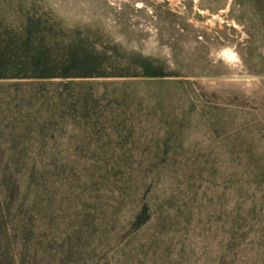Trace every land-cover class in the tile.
I'll use <instances>...</instances> for the list:
<instances>
[{
	"label": "rangeland",
	"instance_id": "rangeland-1",
	"mask_svg": "<svg viewBox=\"0 0 264 264\" xmlns=\"http://www.w3.org/2000/svg\"><path fill=\"white\" fill-rule=\"evenodd\" d=\"M245 3L0 0L15 65L42 35L57 65L104 57L0 78L1 264H264V13Z\"/></svg>",
	"mask_w": 264,
	"mask_h": 264
},
{
	"label": "trees",
	"instance_id": "trees-1",
	"mask_svg": "<svg viewBox=\"0 0 264 264\" xmlns=\"http://www.w3.org/2000/svg\"><path fill=\"white\" fill-rule=\"evenodd\" d=\"M250 2L254 1L258 10H262L264 13V0H249ZM238 3L239 7L243 8L246 6L245 0H235ZM37 21L27 22L26 28L24 30V42L28 44L37 38L38 29ZM44 36H40L39 40L40 45L29 46L32 48L26 61L20 62L17 64L18 55L14 52L13 49H10L9 46H0V78L7 77H36V78H47L54 76L68 77L76 76L74 73H71L70 70L74 68V64L78 62L80 66L89 68L84 74L85 76H95L91 70L99 68L102 64L104 57L101 55H96L92 53L88 48L79 46L75 44L74 47H70V57L71 61L67 64L57 65V62L51 59L50 49L46 45L42 44ZM96 63V64H95ZM97 67H94L96 66ZM61 68L60 72L57 70ZM140 68H142V76L146 77H164L167 74H164L162 71L151 69L152 66L148 62L141 63ZM58 72V73H56ZM132 76H135L132 75ZM16 184L12 181V186L8 185V182L0 179V211L1 208H9L10 205L14 202V195L17 192ZM149 207L146 204H143L141 209L133 217V225L138 227L142 225L149 219L148 213ZM2 217V215H0ZM18 232L17 229L11 230L5 224V221L0 223V241L2 243H10L11 237H15ZM22 260V259H21ZM1 264V263H0Z\"/></svg>",
	"mask_w": 264,
	"mask_h": 264
},
{
	"label": "bare ground",
	"instance_id": "bare-ground-1",
	"mask_svg": "<svg viewBox=\"0 0 264 264\" xmlns=\"http://www.w3.org/2000/svg\"><path fill=\"white\" fill-rule=\"evenodd\" d=\"M227 53H229V52H227Z\"/></svg>",
	"mask_w": 264,
	"mask_h": 264
}]
</instances>
